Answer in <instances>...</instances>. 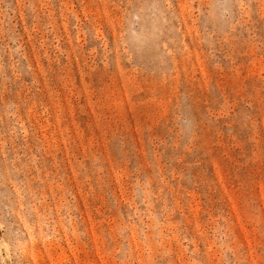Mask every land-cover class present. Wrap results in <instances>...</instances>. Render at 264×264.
Listing matches in <instances>:
<instances>
[{
    "label": "rangeland",
    "instance_id": "374dc122",
    "mask_svg": "<svg viewBox=\"0 0 264 264\" xmlns=\"http://www.w3.org/2000/svg\"><path fill=\"white\" fill-rule=\"evenodd\" d=\"M0 264H264V0H0Z\"/></svg>",
    "mask_w": 264,
    "mask_h": 264
}]
</instances>
